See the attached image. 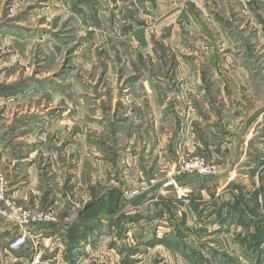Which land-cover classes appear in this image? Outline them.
I'll return each instance as SVG.
<instances>
[{
  "label": "rangeland",
  "instance_id": "374dc122",
  "mask_svg": "<svg viewBox=\"0 0 264 264\" xmlns=\"http://www.w3.org/2000/svg\"><path fill=\"white\" fill-rule=\"evenodd\" d=\"M145 75L165 93L223 91L225 160L123 180L125 122L108 112ZM0 139L29 207L54 217L3 264H264V0H0ZM196 157L214 177L178 175Z\"/></svg>",
  "mask_w": 264,
  "mask_h": 264
},
{
  "label": "crops",
  "instance_id": "0c3cea01",
  "mask_svg": "<svg viewBox=\"0 0 264 264\" xmlns=\"http://www.w3.org/2000/svg\"><path fill=\"white\" fill-rule=\"evenodd\" d=\"M176 74L177 78L187 80L192 78L188 72L179 71ZM197 79L199 78L197 77ZM205 89L204 87L202 91H196L189 85L182 86L179 93L173 91L165 93L161 87L152 85L145 75L134 86L125 90L128 93L124 100L111 102L112 105L108 113L112 120L116 119L113 124L117 121L125 122L124 133H121L120 129L116 127L111 137L115 144L122 134L125 135L122 147L124 154L119 165L122 163L127 165L122 173L123 180H126L129 186L134 185L140 176L175 174V168L179 161L189 155L204 154L205 156L211 152L210 156L214 157L213 160L227 158L225 153L228 147L227 143L233 139V134L228 136L229 128L233 123L228 122L227 98H223V91L220 90L217 100H212L210 93L208 94ZM201 100L203 103L199 104L198 102ZM235 119L237 120L235 125H237L240 121L238 119H242V117L237 116ZM228 123L229 125H227ZM239 126L241 127L240 124ZM117 152L121 155V150L115 145L112 155L115 175L121 174L120 166L117 163L120 157ZM15 161L19 163L11 147L7 145V141L0 139V171L9 181V195L20 206L25 207L32 204V206L38 207L41 204L39 199L36 201L35 196L31 197L29 194L33 192L34 188L29 184L21 185L18 182L19 177L15 175H18L20 165H15ZM225 167L226 165L222 164L217 168L225 169ZM116 169L119 171L116 172ZM188 179L184 178L178 182L183 184L189 181ZM32 230L33 228L30 226L19 228L13 222L0 219V264L7 260L8 254L17 252H9L8 243L23 231L28 236L31 235Z\"/></svg>",
  "mask_w": 264,
  "mask_h": 264
},
{
  "label": "built area",
  "instance_id": "2783aa9c",
  "mask_svg": "<svg viewBox=\"0 0 264 264\" xmlns=\"http://www.w3.org/2000/svg\"><path fill=\"white\" fill-rule=\"evenodd\" d=\"M185 176H200L212 178L216 174L215 168L208 164L203 158H193L181 165L178 175ZM161 187L164 189H171L176 191L178 197L183 193L180 190L173 178V175H168L165 180L161 182ZM156 186L155 180L143 179L138 183L136 189L129 194V198H133L141 192H145ZM0 219L8 220L15 223L19 228H27L32 224L50 223L54 221L51 211H42L30 208L29 206H20L15 199L9 195V181L4 173L0 171ZM28 234L21 232L18 237L12 239L7 249L9 252H14L26 245Z\"/></svg>",
  "mask_w": 264,
  "mask_h": 264
}]
</instances>
